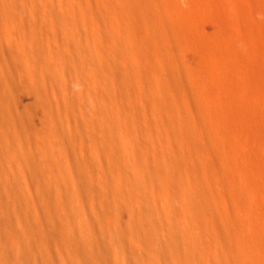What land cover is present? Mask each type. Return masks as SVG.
I'll use <instances>...</instances> for the list:
<instances>
[{
    "label": "rangeland",
    "instance_id": "1",
    "mask_svg": "<svg viewBox=\"0 0 264 264\" xmlns=\"http://www.w3.org/2000/svg\"><path fill=\"white\" fill-rule=\"evenodd\" d=\"M175 1L0 0V264H264L239 146L264 108L230 106L258 88L210 71L232 37L205 10L198 55Z\"/></svg>",
    "mask_w": 264,
    "mask_h": 264
},
{
    "label": "bare ground",
    "instance_id": "2",
    "mask_svg": "<svg viewBox=\"0 0 264 264\" xmlns=\"http://www.w3.org/2000/svg\"><path fill=\"white\" fill-rule=\"evenodd\" d=\"M167 1L171 5H178L175 0ZM178 2L180 4L184 2L187 7L186 10L180 11L179 16L174 19L177 22L173 23V25L183 28L189 34L194 41L198 55L213 57V51L208 50L207 53H204V51L199 49L207 39L202 27L204 29L205 27H211L200 23L204 21L206 16L205 10L212 13L215 21L226 32L227 37H232V42L229 46L224 47L221 42L218 43L220 48H217L215 54L219 55L218 58L221 59L222 63L211 67L210 71L220 77V81L222 79L228 80L233 75L230 68L232 64L244 75L242 79L244 84L247 85L248 81H253V83L248 84L255 85L258 90L250 94H247L245 89L238 90L230 106L235 107L240 116L249 120L255 119L257 113L254 108H264V80L257 77L258 67L255 66L259 63V60L262 62L264 58V45L262 44L264 42V24L252 23V21L249 22L247 19L262 18L264 20V0H178ZM210 8L212 9L210 10ZM189 25L195 26L196 29L191 30ZM210 25H215V23L211 22ZM208 36L211 37V35ZM2 39L5 45L12 46L16 36L14 32L8 30L3 33ZM205 45L209 47L212 42H205ZM79 47L82 49V40H80ZM252 59H258V62L254 61L251 64H246ZM262 65L264 68V63ZM225 85L229 88L228 82H225ZM215 100L219 103L221 100L220 95H217ZM242 100L247 101V106L241 105ZM242 104H245V102ZM248 130L247 127H236L235 132L239 135L244 134L245 137V132ZM260 135L264 139V128L254 130L249 138L245 137L247 139L246 144L239 145L243 155L248 158L246 166L250 173H256L257 170H260L264 174V159L258 163L255 157H251L253 153L264 154V143L256 139ZM260 181L264 185V178H260ZM251 189L256 197H259L260 193L264 192L262 186H259V188H254L253 186ZM254 205H259V201H254ZM112 222L113 220L109 221V223ZM56 241L60 240L56 239Z\"/></svg>",
    "mask_w": 264,
    "mask_h": 264
}]
</instances>
